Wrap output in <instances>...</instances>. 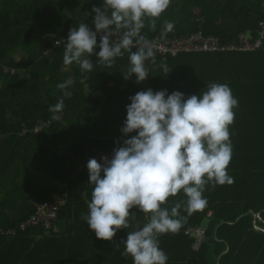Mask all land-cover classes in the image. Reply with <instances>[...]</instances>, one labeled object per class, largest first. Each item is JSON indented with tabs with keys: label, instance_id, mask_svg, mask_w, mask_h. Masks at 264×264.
I'll list each match as a JSON object with an SVG mask.
<instances>
[{
	"label": "trees",
	"instance_id": "1",
	"mask_svg": "<svg viewBox=\"0 0 264 264\" xmlns=\"http://www.w3.org/2000/svg\"><path fill=\"white\" fill-rule=\"evenodd\" d=\"M94 6L102 7L103 0H0V67L17 71L0 72V264H133L121 255V241L127 231L142 228L150 214L133 208L130 228L118 230L111 242L97 239L81 218L88 211L82 194L90 200L92 185L73 164L85 147L122 143L126 105L137 92L166 89L187 97L210 83L227 84L239 102L229 126L233 153L227 171L234 182L207 183L206 206L191 215L182 207L186 222L178 234L161 235L159 245L167 264H264V41L254 52L155 57L146 64L149 77L137 84L135 76L122 75L130 67L127 52L110 68L93 55V70L81 71L75 63L63 64L65 45L52 49L53 41L44 37L51 31L67 36L81 22L95 30ZM262 19L264 0H171L155 31L146 25L142 34L151 39L200 33L229 43L253 35ZM165 20L174 24L171 32L164 30ZM66 80L72 81L73 95L64 99L60 119L30 133L35 124L52 119L49 106L61 98L57 84ZM63 182L67 202L53 225L57 234L41 227L19 229L32 213L29 203L48 200ZM186 200L181 190L161 207L170 210ZM192 228L204 234L197 251L184 235ZM8 230L14 235L5 234Z\"/></svg>",
	"mask_w": 264,
	"mask_h": 264
},
{
	"label": "clouds",
	"instance_id": "2",
	"mask_svg": "<svg viewBox=\"0 0 264 264\" xmlns=\"http://www.w3.org/2000/svg\"><path fill=\"white\" fill-rule=\"evenodd\" d=\"M171 0H103L102 7H93L94 29L81 22L67 35L63 64H76L81 71L91 72L94 63L112 67L117 58L128 53L130 67L122 73L125 80L135 76L144 82L149 73L146 61L155 62L153 44L142 34L149 27L155 31L156 20L168 9ZM174 24L164 21V30L171 32ZM99 36V43L97 38ZM99 52H95L96 48ZM133 48L136 50L133 51ZM165 71L167 69L165 68ZM71 80L57 84L62 96L49 106L52 119L64 110V99L71 98ZM126 119L121 128L122 143L116 141L111 158H95L87 162L91 199L85 197L87 214L82 219L99 240L113 241L117 231L128 229L138 208L147 223L127 231L121 241L124 257L133 264H167L168 256L160 248L159 237L178 234L187 217L202 210L207 199L203 192L207 183L231 185L234 181L227 168L233 147L229 126L233 124L239 102L227 84L210 83L199 95L165 90L139 91L129 97ZM135 133V135H132ZM205 177L207 179H205ZM186 204L176 202L169 210L161 206L180 191ZM121 244H117L119 247Z\"/></svg>",
	"mask_w": 264,
	"mask_h": 264
},
{
	"label": "built area",
	"instance_id": "3",
	"mask_svg": "<svg viewBox=\"0 0 264 264\" xmlns=\"http://www.w3.org/2000/svg\"><path fill=\"white\" fill-rule=\"evenodd\" d=\"M46 38L51 39L52 49L65 45L67 36L58 37L57 33L51 31L45 34ZM153 44L155 57L164 61L165 58H176L180 54L195 53H243L254 52L262 47L264 41V19L257 26L256 32L252 34H241L229 43H221L214 36H203L200 33H192L186 36L171 38L166 36H155L147 38ZM99 40V36L97 38ZM133 50H136L133 48ZM148 61H146L147 64ZM3 75H14L17 71L7 67H0ZM59 115V114H58ZM58 119H48L44 122L37 123L29 129L32 134H38L48 128L52 121ZM28 132L24 129L22 133ZM116 146L107 148L101 146L90 145L85 147L79 159L73 164V170L76 174H88L87 162L89 159L95 158L98 162L101 157L108 156L111 158L113 149ZM67 202L66 182L58 186L56 192L46 201L32 200L29 204L32 210L31 215L19 226V229L26 230L28 228L41 227L47 232L57 234L53 228L58 212L65 206ZM264 231V230H262ZM1 232V230H0ZM2 233V232H1ZM14 230H8L5 234L14 235ZM189 238L193 239L192 249L197 251L201 243L204 241V234L201 228H192L184 232Z\"/></svg>",
	"mask_w": 264,
	"mask_h": 264
}]
</instances>
